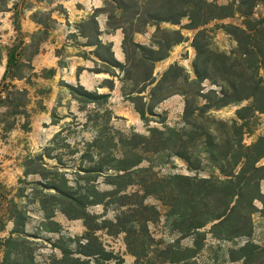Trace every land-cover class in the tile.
Wrapping results in <instances>:
<instances>
[{
	"label": "trees",
	"instance_id": "16d2710c",
	"mask_svg": "<svg viewBox=\"0 0 264 264\" xmlns=\"http://www.w3.org/2000/svg\"><path fill=\"white\" fill-rule=\"evenodd\" d=\"M105 1L111 7V10L106 11L109 13L108 28L114 31L122 29L125 36L123 51L127 61L133 62L132 69L146 66L141 80L146 88H152L151 100L155 101L154 104L177 94L185 97V127L175 129L161 121L163 127L149 128L148 135L133 133L128 136L120 133L116 143L114 136L106 140L97 138L90 147L101 151L102 157L96 165L81 171L88 175L105 174V183L114 188L112 191L100 192L94 188L82 195L73 189L63 190L57 184L45 188L57 192V195H51L56 204L72 208L64 211L70 219L85 218L86 221L87 205L104 204L108 202L106 198H113L112 203L117 205L119 214L114 221L104 220L103 228H116L118 233H125L126 245L136 257L137 264L142 258H150L151 255L155 256V260H150L148 264H198L196 258L206 246L209 235L218 241L247 239L244 245L229 250L230 261L264 264V246L251 240L254 232L253 216L260 213L264 218V193L261 186L264 181V165H260L264 158V137H260L252 145L244 144V122L257 113H264V78L260 75V71H264V18H254L255 8L260 4L264 5V0H238L237 3L228 5L208 0ZM3 11L7 9L0 8V12ZM103 11L98 9L95 14ZM236 15L243 17V27H224L237 42L236 49L230 54L211 50L209 30L205 27ZM95 17L96 15L92 20L99 32ZM184 19L189 21L184 28L197 31L193 41L197 53L194 63L197 78L189 81V77L184 76L185 69L176 64L170 66L161 79L157 80L154 77L155 63L167 59L173 47L185 40L181 30H162L160 25L167 23L177 26ZM34 20L41 23L36 18ZM149 26L157 27L152 46L135 43L133 35L145 33ZM95 45L103 46L107 52L106 57L96 52L98 60L112 68L124 70L129 79L133 78V72L125 70L126 65L114 58L111 44L103 45L98 42ZM128 45L133 48L131 53ZM20 55L21 51L18 49H9L7 52L6 70L0 83V110L6 108L7 115L27 118L30 100L28 90L7 82L9 77L13 80L26 79L22 69H31L19 60ZM16 71L19 72L16 74ZM91 71L103 73L100 69ZM180 78L194 86L214 78V83L221 84L220 91L211 90L205 94L199 89L180 93L173 90ZM69 88L86 102L96 105L106 103L110 97L109 94L87 91L83 86ZM158 93L161 96L155 100ZM202 99L204 104L200 103ZM249 100L252 101L249 106L241 107L236 112L238 120L244 124L237 120H219L210 114L214 109ZM154 104L147 109L137 108L143 120L147 121V114L153 115ZM4 123L6 131L13 130L16 125L0 120L1 125ZM105 142L112 144L111 153L110 149L105 148ZM48 151L45 156L51 158L50 150ZM150 156L177 157L194 172L200 171L206 161L220 175L199 177L171 174L159 177L154 171ZM43 158L44 154L31 158L29 164L34 165L43 161ZM89 158L93 162V156L90 155ZM144 162H148L149 166H143ZM42 164L38 165V170L42 168ZM38 170L29 169L25 174L43 176ZM130 188L137 189L129 192ZM152 196L168 209L166 216L171 229L179 236L173 243L165 245L157 242L150 234L149 224L160 217L157 207L146 203ZM257 202L262 204L261 209L257 207ZM16 213L22 215L17 210ZM209 224L212 226L207 232L205 229ZM86 225L88 232L83 237L86 243L80 244L77 251L79 256L63 250L62 264H109L115 259L114 253L106 250L95 235L96 229L92 230L88 223ZM12 233L23 235L21 231ZM188 238L192 239V246L183 247L181 242ZM14 243L18 246L19 240ZM81 256L86 259L83 260ZM8 258L10 255L8 257L7 254Z\"/></svg>",
	"mask_w": 264,
	"mask_h": 264
},
{
	"label": "rangeland",
	"instance_id": "374dc122",
	"mask_svg": "<svg viewBox=\"0 0 264 264\" xmlns=\"http://www.w3.org/2000/svg\"><path fill=\"white\" fill-rule=\"evenodd\" d=\"M208 1L219 5L238 2V0ZM0 8L7 9L0 12V64L3 61L7 63L9 49H18L21 51L19 60L31 67V69L27 67L22 69L26 79L13 80L9 77L7 81L20 89L28 90L29 117H14L7 115L6 108L0 110V120L16 123L11 131L4 130L5 123L0 124V264H62L63 250L74 252L78 257L80 244L86 243L83 237L88 232L87 223L92 230L96 229L95 235L106 250L114 253L115 259L109 264H137L136 257L129 252L126 245L125 233H118L116 228H103L104 220L114 221L119 214L117 205L112 203L113 198H106L108 202L104 204L87 205L86 221L85 218L70 219L64 211H70L72 208L69 205L56 204L51 195H57V192L45 187L50 188L49 185L57 184L63 190L73 189L74 192L82 195L94 188L100 192L112 191L114 188L105 183V174L88 175L81 171L93 167L102 157L101 151L90 146L99 137L106 140L114 136L116 143L120 133L128 136L133 133L148 135L149 128L163 127L161 121H165L168 126L175 129L184 128L185 97L180 94L173 95L155 105V101L151 100L152 88H146V84L141 80L146 66L133 70V62L127 61L123 51L125 62L122 64L126 65L124 69L133 72V78L129 79V75L125 74L124 70L112 68L98 60L95 56L96 52L105 57L107 52L103 46L97 47L95 44L98 42L103 45L109 44L99 39L102 33L98 32L97 25L92 20L93 16L87 21L76 20L71 24L68 22L66 10L58 0H0ZM101 9L104 10L103 13L98 14H103L107 18L106 32L120 31L124 41L122 29L114 31L108 28L109 13L106 11L111 10V7L107 1H104ZM33 17L41 23L35 22ZM254 18H264V5L260 4L255 8ZM243 21V17L236 15L206 26L210 37L209 48L230 54L236 49L237 42L224 30V27H243ZM188 23L189 21L184 19L181 25L167 23L160 25L162 30H181L185 40L173 47L167 59L155 63L154 77L157 80L161 79L170 66L176 64L185 69L184 76L189 77V81L192 82L197 78L194 71L197 53L193 47L197 31L184 28ZM156 31L157 27L149 26L145 33L134 34L133 40L135 43L152 46V38ZM86 46L94 50L88 52L89 48H85ZM128 48L131 53L133 48L130 45ZM88 53L97 59H91L94 62L93 69H100L109 77L103 84L104 88L107 91L113 90L117 85L114 101L110 102L109 94L106 103L101 102L100 105H96L86 102L69 88V86L82 85L69 81L65 66L75 61L74 56L91 58ZM18 72L16 71V74ZM260 75L264 78L263 70L260 71ZM191 82L185 83L184 79L180 78L173 90L182 93L201 89L205 94L211 90L220 91L221 84L214 83V78L205 80L199 86L190 85ZM90 92L108 94L98 90ZM160 96L158 93L154 99L157 100ZM200 103L204 104L205 101L202 99ZM251 103L250 100L243 101L210 112L219 120L226 122L237 120L240 124L245 123L244 144L247 146L264 137V113H257L244 123L237 118V110ZM153 104L155 106L153 115L147 114V121L143 120L137 108L147 109ZM129 113L136 118L131 119ZM106 142L105 148L110 149L112 144L108 145ZM48 150L51 158L45 156V153L48 155ZM112 151L109 150L110 153ZM43 154V161L34 165L29 164V159ZM90 155L94 158L93 162L89 158ZM150 157L154 171L159 177L171 174L199 177L220 175L206 161L203 162L200 171L194 172L177 157ZM40 163H43L42 168L38 170ZM260 165H264V158ZM143 166H149V163L144 162ZM29 169H37L43 176L26 175L25 172ZM38 183L45 186L42 187ZM261 186L264 193V181ZM136 189L130 188L128 191L132 192ZM146 203L154 205L160 212L159 219L149 224L151 236L165 245L178 240V233L171 229L167 219V207L153 196L149 197ZM257 207L261 209L262 204L257 202ZM16 210L22 215L15 214ZM253 223L254 232L251 240L259 246H264V218L260 213H255ZM211 226L212 224H209L205 231L209 232ZM14 231H21L22 237L17 233L13 234ZM16 240H19L18 246H15ZM192 242V239L188 238L181 244L183 247H191ZM246 242L245 238L218 241L209 235L206 246L197 256L196 261L198 264H241L230 261L229 250ZM7 254L8 257L10 255L8 259ZM154 257L151 255L150 258H142L138 264H148L150 260H155ZM81 258L86 259L84 256Z\"/></svg>",
	"mask_w": 264,
	"mask_h": 264
},
{
	"label": "crops",
	"instance_id": "0c3cea01",
	"mask_svg": "<svg viewBox=\"0 0 264 264\" xmlns=\"http://www.w3.org/2000/svg\"><path fill=\"white\" fill-rule=\"evenodd\" d=\"M105 0H58L60 4L63 5L66 10L68 22L73 24L76 20L87 21L91 16L96 15L95 19L99 26V32L102 33L99 36V39L103 43H108L112 45V52L114 58L121 62H125V54L123 52V34L120 31L114 33H107V18L103 14H95L98 9H101L104 6ZM89 48L88 52L93 51L94 49ZM91 58H83L81 56H74L75 61L69 62L67 64V78L70 82H77L89 91L98 90L101 93H108L111 95L110 102L114 101V96L116 94L117 85L113 90L104 88V82L109 79L103 73H97L91 71L94 68V62L91 60L94 58L92 54H89ZM79 68L80 71H79ZM6 70V61H3L0 64V82ZM131 119L136 118L134 115L129 113L128 115Z\"/></svg>",
	"mask_w": 264,
	"mask_h": 264
}]
</instances>
